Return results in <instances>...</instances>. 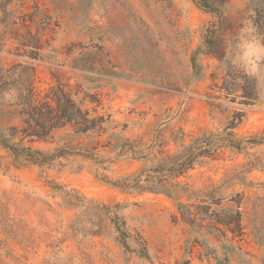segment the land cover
Returning a JSON list of instances; mask_svg holds the SVG:
<instances>
[{
    "label": "rangeland",
    "instance_id": "rangeland-1",
    "mask_svg": "<svg viewBox=\"0 0 264 264\" xmlns=\"http://www.w3.org/2000/svg\"><path fill=\"white\" fill-rule=\"evenodd\" d=\"M227 1L216 50L198 59L199 79L192 56L219 23L193 0H0L4 129L28 126L12 114L22 110L14 103L62 87L85 100L101 127L28 143L49 152L78 147L98 160L18 168L0 147V264H264V169L245 172L264 165V143H246L264 141V37L252 26L251 0ZM233 119H241L235 134L246 150L221 148L176 180L191 192L222 187L226 199L213 210L241 203L242 230L220 226L227 240L194 232L165 195L107 183L198 138L219 139Z\"/></svg>",
    "mask_w": 264,
    "mask_h": 264
},
{
    "label": "trees",
    "instance_id": "trees-1",
    "mask_svg": "<svg viewBox=\"0 0 264 264\" xmlns=\"http://www.w3.org/2000/svg\"><path fill=\"white\" fill-rule=\"evenodd\" d=\"M193 3L201 11L216 16L219 23L218 29L213 27L206 30L203 47L197 49L192 56L193 74L200 79L203 75L198 59L201 55H208L216 50L217 39L220 37L227 13L228 1L193 0ZM251 3L253 14L250 20L252 26L257 36L264 37V0H251ZM252 89L255 90V86ZM244 97L251 99L250 95ZM84 104L85 100L77 101L76 96H72L71 92H65L63 87L58 90L54 89L52 93L47 94L42 99L31 97L23 103H14L12 107H20L22 110L15 109L12 114L19 112L26 116L23 122L28 126L22 129L16 126L4 129L2 119H0V147L9 153L13 159V164L18 168L26 166L40 169L53 168L59 160L72 156H84L92 160H98L93 152L78 147L68 146L49 152L28 144L54 139L55 132L68 128L74 132V134H68L69 136L82 137L100 133L101 127L98 124L100 119L97 117L91 118V112L83 108ZM1 107L2 104L0 103ZM240 123L241 119H233L225 130V134L219 139L215 140L213 136L198 138L191 144L183 146L182 151L160 160L150 168H144L133 175L116 181H107V183L127 193L149 192L165 195L174 201L178 212L194 232L206 236L217 235L222 240H227L226 232L220 226L234 227L239 232L242 230L241 203H238L237 209L213 210L214 206L219 207L226 199L221 192L222 187L191 192L187 185L178 183L176 180L185 176L205 157L212 155L221 148L229 147L242 152L245 151L244 144L246 141L237 139L235 134V129ZM246 143L263 144L264 141L262 139H252ZM146 158L147 156H143L140 157V160ZM246 167V173H250L253 169H264V165L259 163H249ZM183 198L199 204L186 205L182 202ZM230 201L232 202L233 198ZM211 211L213 212L209 217L211 222L207 225V216ZM220 211L225 212V216H228L225 219H219ZM198 222L201 224L198 225ZM202 231L204 233H201ZM119 233L124 246L128 248L126 233L123 231H119ZM198 243L204 244V241L199 240Z\"/></svg>",
    "mask_w": 264,
    "mask_h": 264
}]
</instances>
